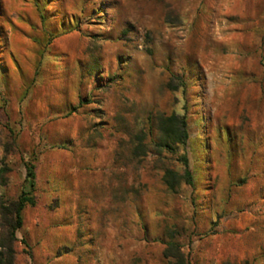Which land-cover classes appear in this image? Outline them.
<instances>
[{"label": "rangeland", "instance_id": "374dc122", "mask_svg": "<svg viewBox=\"0 0 264 264\" xmlns=\"http://www.w3.org/2000/svg\"><path fill=\"white\" fill-rule=\"evenodd\" d=\"M31 161L14 264H264V0H0V199Z\"/></svg>", "mask_w": 264, "mask_h": 264}, {"label": "trees", "instance_id": "16d2710c", "mask_svg": "<svg viewBox=\"0 0 264 264\" xmlns=\"http://www.w3.org/2000/svg\"><path fill=\"white\" fill-rule=\"evenodd\" d=\"M155 128L158 132L156 140L153 142L155 149L161 153L163 151L176 152L178 147L185 148L189 140L188 123L185 116L158 114L155 117ZM146 144L141 138L135 149V154L145 153ZM36 161L35 159L33 160ZM184 167L183 174L171 169L165 171L163 180L171 191H176L181 183L193 186V176L189 170V161L184 154L179 158ZM35 164L31 161L27 164V175L25 183L30 185V191H24L15 201H4L0 199V222L3 227V239L0 242V264H14L15 250L14 244L18 241L17 232L23 226L22 212L27 206H35L36 198L32 192L35 189ZM26 244L25 240H22ZM165 259L173 260L168 264H188L187 259L181 252L180 247L171 244L164 252ZM230 264V263H225Z\"/></svg>", "mask_w": 264, "mask_h": 264}]
</instances>
